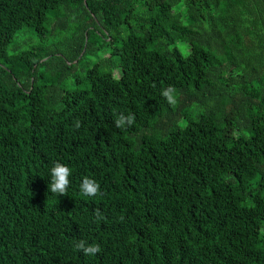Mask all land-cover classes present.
<instances>
[{
  "label": "trees",
  "instance_id": "16d2710c",
  "mask_svg": "<svg viewBox=\"0 0 264 264\" xmlns=\"http://www.w3.org/2000/svg\"><path fill=\"white\" fill-rule=\"evenodd\" d=\"M0 264H264V0H0Z\"/></svg>",
  "mask_w": 264,
  "mask_h": 264
},
{
  "label": "clouds",
  "instance_id": "9594fccd",
  "mask_svg": "<svg viewBox=\"0 0 264 264\" xmlns=\"http://www.w3.org/2000/svg\"><path fill=\"white\" fill-rule=\"evenodd\" d=\"M174 90L169 87L162 90L161 95L167 99L169 103L174 102L173 96ZM134 115L124 116L121 114L118 119L115 120V125L118 128H123L125 125L131 126L134 122ZM76 127H79V122L77 121ZM51 182L48 184V191L54 194H59L65 196L67 194V189L70 184L69 177L71 175V169L62 163L56 162L50 169ZM80 192L84 196H96L100 193V185L94 180L88 177H84L82 183L80 184ZM97 219H102V214L97 209L95 212ZM75 248L81 251L85 256H93L101 251L98 244H87L84 240H79L75 243Z\"/></svg>",
  "mask_w": 264,
  "mask_h": 264
},
{
  "label": "rangeland",
  "instance_id": "374dc122",
  "mask_svg": "<svg viewBox=\"0 0 264 264\" xmlns=\"http://www.w3.org/2000/svg\"><path fill=\"white\" fill-rule=\"evenodd\" d=\"M27 39V38H26ZM24 39H22V37H20V36H17L16 38H15V41H14V43L11 45V47H10V49L12 50V49H14L15 48V45H19L20 47H24L25 45H24ZM94 60V59H93ZM66 83H67V86H66V88H68V89H72V88H74V83H73V80L72 79H68L67 81H66Z\"/></svg>",
  "mask_w": 264,
  "mask_h": 264
}]
</instances>
